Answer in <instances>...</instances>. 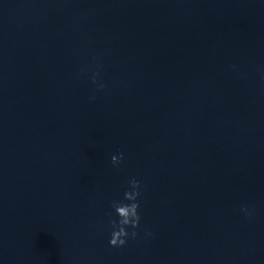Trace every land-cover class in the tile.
I'll return each mask as SVG.
<instances>
[{
    "label": "water",
    "instance_id": "water-1",
    "mask_svg": "<svg viewBox=\"0 0 264 264\" xmlns=\"http://www.w3.org/2000/svg\"><path fill=\"white\" fill-rule=\"evenodd\" d=\"M262 77L264 0H0V264H264Z\"/></svg>",
    "mask_w": 264,
    "mask_h": 264
},
{
    "label": "clouds",
    "instance_id": "clouds-1",
    "mask_svg": "<svg viewBox=\"0 0 264 264\" xmlns=\"http://www.w3.org/2000/svg\"><path fill=\"white\" fill-rule=\"evenodd\" d=\"M95 59V58H93ZM102 65L96 63L95 67L91 64L87 69H81V71H90L89 80L94 85L96 90L103 89L105 84L99 79L100 68ZM234 67V65H233ZM264 78V77H262ZM90 99H95L94 96ZM124 154L122 152L114 153L111 155V163L116 166L123 159ZM141 195V181L136 177H131L127 181V187L123 190L122 199H113L110 202L111 211L108 215L115 216L116 219H110V235L108 243L114 247H121L128 243L130 239H136L138 237L137 229L140 227V212H139V199ZM240 211L245 217L252 215V210L249 206L242 204ZM145 237L151 236V232L145 230Z\"/></svg>",
    "mask_w": 264,
    "mask_h": 264
}]
</instances>
